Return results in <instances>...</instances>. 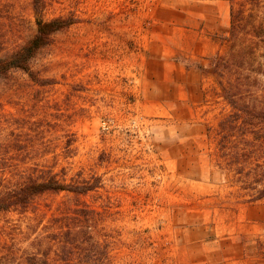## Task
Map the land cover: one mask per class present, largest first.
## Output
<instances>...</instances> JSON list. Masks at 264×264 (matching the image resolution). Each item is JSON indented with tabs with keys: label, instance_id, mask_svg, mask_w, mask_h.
<instances>
[{
	"label": "rangeland",
	"instance_id": "1",
	"mask_svg": "<svg viewBox=\"0 0 264 264\" xmlns=\"http://www.w3.org/2000/svg\"><path fill=\"white\" fill-rule=\"evenodd\" d=\"M229 4L46 0L43 18L79 21L33 57L36 78H0V181L37 166L100 184L0 213V261L43 249L52 264H264L259 186L218 156L214 128L230 108L182 62L226 51ZM35 29L31 0H0V56Z\"/></svg>",
	"mask_w": 264,
	"mask_h": 264
},
{
	"label": "trees",
	"instance_id": "2",
	"mask_svg": "<svg viewBox=\"0 0 264 264\" xmlns=\"http://www.w3.org/2000/svg\"><path fill=\"white\" fill-rule=\"evenodd\" d=\"M228 1L229 27L222 37L226 51L203 57L205 62L192 59H182V62L203 77L212 78L219 96L229 106V112L214 128L218 156L225 165L222 167L237 175L244 188L259 186L252 187L254 201L264 198V0ZM45 5L46 0H31L35 32L9 54L0 56V78L13 70H22L36 78L31 68L33 57L51 42L55 32L79 21L74 15L45 19L42 14ZM13 174H18L15 181L5 177L0 181V213L36 209V197L48 192L82 195L96 190L100 184L97 176L66 181L49 167L35 166ZM258 245L264 248V241L259 240ZM1 257L4 260L0 264H12L10 253ZM70 262L68 259L67 264ZM20 264L52 263L47 253L38 249L23 256ZM71 264L94 263L89 257L88 261L77 260Z\"/></svg>",
	"mask_w": 264,
	"mask_h": 264
}]
</instances>
